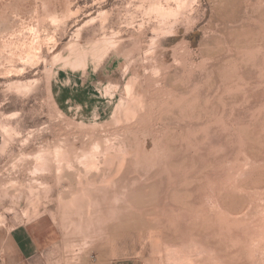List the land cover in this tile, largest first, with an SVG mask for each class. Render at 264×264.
I'll list each match as a JSON object with an SVG mask.
<instances>
[{"label": "rangeland", "instance_id": "374dc122", "mask_svg": "<svg viewBox=\"0 0 264 264\" xmlns=\"http://www.w3.org/2000/svg\"><path fill=\"white\" fill-rule=\"evenodd\" d=\"M66 264H264V0H0V232Z\"/></svg>", "mask_w": 264, "mask_h": 264}, {"label": "crops", "instance_id": "0c3cea01", "mask_svg": "<svg viewBox=\"0 0 264 264\" xmlns=\"http://www.w3.org/2000/svg\"><path fill=\"white\" fill-rule=\"evenodd\" d=\"M0 232V264H66L63 230L50 216Z\"/></svg>", "mask_w": 264, "mask_h": 264}]
</instances>
